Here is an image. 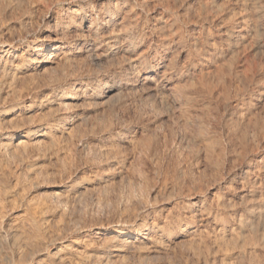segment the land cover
Returning <instances> with one entry per match:
<instances>
[{
	"label": "rangeland",
	"instance_id": "rangeland-1",
	"mask_svg": "<svg viewBox=\"0 0 264 264\" xmlns=\"http://www.w3.org/2000/svg\"><path fill=\"white\" fill-rule=\"evenodd\" d=\"M208 2H0V48L5 38L14 39L19 51L28 43H40L47 34L41 17L46 8L56 12L66 7H83L98 24L102 20H117L105 14L115 3L123 7L120 16L124 12L132 14L133 29L128 39L137 44L138 54L145 55L143 69L147 70H141L127 84L113 91L109 102L97 108L79 109L83 120L70 140L58 139L52 147L43 145L36 156L29 158L28 164L34 163L40 172L37 170L32 176V184L29 183L32 186L27 182L25 195L28 199L34 196L45 202L49 208V219L58 222V238L54 242L43 237L40 230L41 239L46 241L44 254L48 255L59 244L84 235H91L96 240L113 231L146 230L152 218H159L161 214L176 215L175 219L180 215L181 219L186 213L180 207L195 199L198 205L186 216L193 221L189 222L188 228L195 231L202 242L200 250L195 248L193 254L186 238L177 231L176 223H172L167 234L168 246L163 251L148 252L146 259H139L127 250L121 264H219L220 255L225 251L233 264H264V246L259 244L262 232L248 235L250 245L244 247V257L238 259L233 252L235 246L230 241H227V250L204 243L218 233L211 219L201 217L198 212L199 208H204L211 212L212 218H225V230H230L234 228L238 215H246L252 206L242 203L239 196L243 190L249 189H244L241 184L244 172L264 164V95L261 94H264V0H214L221 11L213 7L205 18L204 5ZM159 15L168 24V36L162 37L161 32L153 30V25L157 24L154 16ZM228 16L243 18L241 34L247 45L237 54L229 52L222 35L228 25H221V22ZM26 21L29 24L21 27ZM236 30L240 29L237 27ZM69 41L72 53L77 55L73 39ZM164 41L170 45L162 47L160 44ZM212 42L217 47L215 51L210 47ZM72 66L62 76H45L35 83H45L43 89L47 91L89 83L102 94L108 91L111 81H118L114 77L116 73L127 68L120 55L116 59L105 57L101 62L78 57ZM148 76L153 80L146 79ZM105 82H109L107 86ZM44 90H36L34 94L39 96ZM170 94L176 102L166 101ZM94 177L108 186L104 189L97 187L98 191L93 188L90 193L86 191L77 197L71 195L65 201L62 199V203L49 197L51 192L62 191L69 186L81 191L93 185ZM5 248L12 253L10 247Z\"/></svg>",
	"mask_w": 264,
	"mask_h": 264
},
{
	"label": "bare ground",
	"instance_id": "bare-ground-1",
	"mask_svg": "<svg viewBox=\"0 0 264 264\" xmlns=\"http://www.w3.org/2000/svg\"><path fill=\"white\" fill-rule=\"evenodd\" d=\"M38 1L40 2V0ZM0 2L2 3L3 0H0ZM213 7L217 8L214 0H209L204 5L205 18H207L208 10L211 11L214 9ZM217 10L221 11L220 8H217ZM122 12V5L114 3V6L108 9L105 14L110 19L115 20L117 18V20L114 22L102 20L97 24L94 16H88V11H85L83 7H66L56 12L46 8L42 12L41 17L45 22L47 34L42 38L40 43H28L25 49L19 51L14 45V39L6 40L4 37V47L0 48V264H121L127 250H130L129 253H134L139 259H146V253L160 252L168 246L167 234L170 232L169 226L172 223H176L177 231L181 236L186 238L187 244L190 246L189 250L193 254L196 249H201L202 242L198 239L197 233L188 228L189 222L192 220L186 214H189L198 205L195 199H192L191 202H187L180 207V210L186 213L181 219L180 215V217L178 216L175 219L173 217L176 215L171 217L170 214H161L159 218L156 216L152 218L149 227L146 230H142L146 232H142L141 230L134 232L113 231L104 234L102 238L96 240L91 235H84L71 240L69 243L59 244L48 255L44 254V243L46 241L41 239L40 230L43 231V237L45 236L47 240L54 242L58 238V234L56 233L58 222L49 219V208L45 202L37 200L34 196V198L28 199L25 195L27 182L28 184H32V176H35L38 170V167L34 163L28 164V161L31 156H36L43 145L44 147L46 145L47 147H52L57 143L58 139L64 141L74 135V130L81 126L83 120L82 113L79 111L81 107L97 108L103 106L109 102L112 97L110 94L118 90L119 86L127 84L141 70H147V68L143 69L145 66L144 53L138 54L137 44L129 40L130 38L128 39L130 31L133 29V23L131 22L132 14L124 12L120 16ZM233 18V16H228L222 20L221 25H228L222 35H224L223 38L227 43L229 52L237 54L245 49L247 40L241 34L244 29L242 26L243 18ZM154 19L157 24L153 25V30L161 32L162 37L168 36L166 34L168 31L167 22L162 19L161 15L158 17L154 16ZM27 24H29V21H26L21 27L24 28ZM237 27L240 29L239 31L236 30ZM70 38L73 39L75 47H77V55H74L69 47ZM249 44L252 45V43ZM160 45L168 47L170 43L164 41ZM210 47L214 51L217 48L215 42H212ZM30 50L33 51L31 52ZM119 55L126 62L127 68L116 73L114 77L118 79L117 82L115 80L111 81L110 84H108L109 80L108 83L105 82L106 86L108 84V91L106 93H98L89 83L76 84L70 89L65 88L59 91H47L43 89L45 83L44 85H40L37 83L38 81L35 83L36 80L45 76H55V78L62 76L72 65L76 64L78 57L93 58L95 61L101 62L105 57L109 56L116 59ZM169 60L171 59L169 58ZM148 77L146 79L153 80V78ZM200 78L202 79V77ZM124 81L125 83H122ZM40 89L44 90L41 95L34 94V91ZM261 94L264 95L263 93ZM166 101L174 103L176 102V98L170 94L166 98ZM98 151L100 152L101 150L99 149ZM113 158L115 159V157ZM244 175L241 184H243L244 189L245 187L249 189L248 191L243 190L239 198L242 203H250L252 206L246 215H238L234 222V228L225 230V218H219L218 216L212 218L211 212H207L204 208H199L198 210L201 217L211 219L210 221L213 222L218 233L214 238H207L204 243L227 250V241H230L235 246L233 252L238 259L244 257V247L249 244L247 238L249 234L253 233L256 235L259 231L262 232L263 237L259 239V244L264 246V164L254 170L248 169L244 172ZM103 182L101 179L94 177L93 185H88L81 191L71 189L69 186L62 191L51 192L49 197L53 200L55 199V201L57 199L60 201L64 200L71 195L77 197L93 188H96L97 191V187L104 189L108 184ZM217 206H220V204L217 203ZM5 246L10 247L12 253L7 252ZM193 246L195 247L193 248ZM229 259L230 257H228L227 251H225L220 255L219 264H233V261Z\"/></svg>",
	"mask_w": 264,
	"mask_h": 264
}]
</instances>
